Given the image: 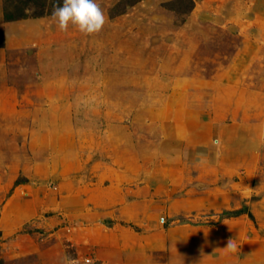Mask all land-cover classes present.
I'll list each match as a JSON object with an SVG mask.
<instances>
[{"label": "rangeland", "instance_id": "374dc122", "mask_svg": "<svg viewBox=\"0 0 264 264\" xmlns=\"http://www.w3.org/2000/svg\"><path fill=\"white\" fill-rule=\"evenodd\" d=\"M62 3L0 0L2 264H264V0Z\"/></svg>", "mask_w": 264, "mask_h": 264}, {"label": "clouds", "instance_id": "9594fccd", "mask_svg": "<svg viewBox=\"0 0 264 264\" xmlns=\"http://www.w3.org/2000/svg\"><path fill=\"white\" fill-rule=\"evenodd\" d=\"M52 18L60 31H67L71 24L85 35L100 32L105 24L104 13L96 0H63L62 5L54 6ZM211 144L219 149L222 141L217 137L211 141ZM226 248L235 251L236 245L229 240ZM69 264H77V262L70 261Z\"/></svg>", "mask_w": 264, "mask_h": 264}, {"label": "trees", "instance_id": "16d2710c", "mask_svg": "<svg viewBox=\"0 0 264 264\" xmlns=\"http://www.w3.org/2000/svg\"><path fill=\"white\" fill-rule=\"evenodd\" d=\"M26 16H25V14H23V13H20V14H18L17 15V17H12V18H10V20H16V19H24ZM238 213L236 212V213H223V215L224 216H226V217H231V216H235V215H237ZM0 264H2V260L0 259Z\"/></svg>", "mask_w": 264, "mask_h": 264}, {"label": "crops", "instance_id": "0c3cea01", "mask_svg": "<svg viewBox=\"0 0 264 264\" xmlns=\"http://www.w3.org/2000/svg\"><path fill=\"white\" fill-rule=\"evenodd\" d=\"M219 138L221 139L222 142H227V140H229V138L227 136H224L223 133L219 135Z\"/></svg>", "mask_w": 264, "mask_h": 264}]
</instances>
